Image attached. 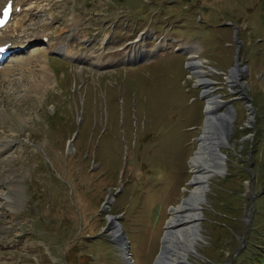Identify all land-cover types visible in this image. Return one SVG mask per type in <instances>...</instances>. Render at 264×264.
I'll return each instance as SVG.
<instances>
[{
    "label": "rangeland",
    "instance_id": "1",
    "mask_svg": "<svg viewBox=\"0 0 264 264\" xmlns=\"http://www.w3.org/2000/svg\"><path fill=\"white\" fill-rule=\"evenodd\" d=\"M24 9L16 27L26 49L0 68V264H156L171 212L193 188L206 121L187 68L195 50L217 70L207 77L235 120L191 260L264 264V0H27ZM59 47L75 58L55 55ZM238 52L244 72L232 89Z\"/></svg>",
    "mask_w": 264,
    "mask_h": 264
},
{
    "label": "bare ground",
    "instance_id": "2",
    "mask_svg": "<svg viewBox=\"0 0 264 264\" xmlns=\"http://www.w3.org/2000/svg\"><path fill=\"white\" fill-rule=\"evenodd\" d=\"M20 1L21 3L27 2V0ZM4 2H6V0H2V3ZM25 10L26 9H24V11ZM9 27L5 29L6 31H0H4L0 34V42L11 40V36L16 32V27H11L10 30L7 31ZM2 34L6 35V37L2 36ZM16 41L19 43L18 40ZM15 44L16 43H13V46L16 47ZM20 44L21 43H19V45ZM13 46L12 49L15 48ZM56 49L58 53H63V55L70 60L75 58V55L66 51L67 49L65 47ZM138 56L139 55L134 58L132 56L128 60L134 59L136 61L139 59L138 61H140V56ZM197 57L198 50H195L191 53L188 66L191 73L196 77L198 85L203 88L204 99L207 101V104L205 126L203 127L201 137L197 140L199 148L190 161V167L194 175L191 184L193 188L190 194L183 199L185 200L184 204L174 208L171 212V219L168 221L166 227L161 254L158 261L155 262L156 264H195L191 260V257L197 254V248L195 247H197L202 241L201 239H203L199 226V220H201L199 208L205 204L206 194L209 190L211 180L224 176L223 172L225 171L223 160L220 158V155L223 154L221 149L228 145V137L234 125L235 111L232 106L225 104V102L221 101L214 93L213 82L207 76L214 73L217 74V70L212 68L206 70L207 68L204 61L199 60V57ZM124 61H127V59ZM44 71L47 74L45 75L44 81L47 82L50 76L49 70L44 68ZM243 72L240 65H237L236 68L231 71L228 80L230 81L229 85H231L232 89H235L236 85L239 83L240 74ZM222 109L224 110L221 112ZM249 114V123L251 124L254 118L252 107L249 108ZM112 228L115 231L114 238L117 239L119 245L123 246L122 253L126 259L128 250L126 249L127 245L125 239L120 233L121 228H119L115 221L112 223Z\"/></svg>",
    "mask_w": 264,
    "mask_h": 264
},
{
    "label": "water",
    "instance_id": "3",
    "mask_svg": "<svg viewBox=\"0 0 264 264\" xmlns=\"http://www.w3.org/2000/svg\"><path fill=\"white\" fill-rule=\"evenodd\" d=\"M236 43H237L238 51H239L240 48H241V46H242V44H241V42H239V41L237 40V37H236ZM238 55H239V52H238L237 56L235 57V58H236V61H237L236 66L239 65L238 60H239L240 57H238ZM241 87H243V86H241ZM242 93H243V95L245 96V98L248 99V96H247V94L244 92L243 89H242ZM202 97H204V96H202ZM247 99H246V100H247ZM247 107H248V108H250V107L253 108L252 103L248 104ZM74 140H75V139H74ZM196 140H198V138H196ZM220 158L223 160V166H224V168L226 169V166H225V161H226L225 154H221V155H220ZM184 202H185V200L182 201V204H184ZM182 204H180V205H182ZM201 210H202V206L199 208V215H200V216H201ZM199 226H200V223H199Z\"/></svg>",
    "mask_w": 264,
    "mask_h": 264
},
{
    "label": "snow or ice",
    "instance_id": "4",
    "mask_svg": "<svg viewBox=\"0 0 264 264\" xmlns=\"http://www.w3.org/2000/svg\"><path fill=\"white\" fill-rule=\"evenodd\" d=\"M10 11H11V4L9 3V5L3 9V16L5 19L0 20V26H3V24L6 22V18L9 15Z\"/></svg>",
    "mask_w": 264,
    "mask_h": 264
},
{
    "label": "trees",
    "instance_id": "5",
    "mask_svg": "<svg viewBox=\"0 0 264 264\" xmlns=\"http://www.w3.org/2000/svg\"><path fill=\"white\" fill-rule=\"evenodd\" d=\"M258 164V163H257Z\"/></svg>",
    "mask_w": 264,
    "mask_h": 264
}]
</instances>
